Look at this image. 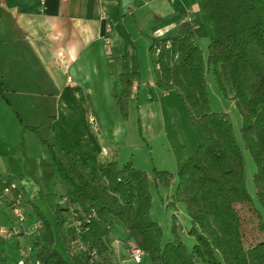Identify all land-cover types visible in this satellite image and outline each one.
Instances as JSON below:
<instances>
[{
  "label": "trees",
  "instance_id": "1",
  "mask_svg": "<svg viewBox=\"0 0 264 264\" xmlns=\"http://www.w3.org/2000/svg\"><path fill=\"white\" fill-rule=\"evenodd\" d=\"M197 5L203 23L210 27L207 58L195 43V31L190 26L180 37L168 39L169 48H165L166 39L154 41L160 47L157 57L153 44L149 47L152 65H160L159 70L154 69L157 85L177 91L196 133L195 153L178 170L175 193L185 204L190 220L188 234L194 238L190 250L178 238L162 242V228L150 217L148 176L130 161L121 166L114 160L100 161L98 175L89 177L79 169L75 155H70L63 157L72 178L67 176L43 126L28 124L24 109L15 101L19 96L12 100L2 92L0 70V96L50 154L51 162L43 163L45 181L51 180L49 168L54 166L69 185L63 204L55 205L53 213L54 231L67 258L55 248L50 225L32 205L45 225L43 240L32 244L41 264H101L90 262L85 252L72 250L78 238L95 249L103 263L109 262V241L114 238L110 234L117 225L126 233L120 239L134 241L145 251L149 264H264V222L245 188L242 151L227 115L210 111L206 84L210 66L219 90L226 95L224 80L232 89L231 99L241 116L243 145L256 168V195L264 208V0H197ZM137 77L132 66L129 73L118 76L121 89L112 88L123 120L127 119L132 82ZM44 95L51 98L52 93L45 91ZM46 111L54 119V109L47 107ZM172 178L168 171L153 173L155 184L160 186H167ZM242 210L256 214L258 238L247 233ZM65 212L71 223L77 221L79 225L66 226Z\"/></svg>",
  "mask_w": 264,
  "mask_h": 264
},
{
  "label": "crops",
  "instance_id": "2",
  "mask_svg": "<svg viewBox=\"0 0 264 264\" xmlns=\"http://www.w3.org/2000/svg\"><path fill=\"white\" fill-rule=\"evenodd\" d=\"M186 15L190 21L183 23ZM106 24L111 31L104 35ZM187 26L195 31L197 45L200 37L209 39L210 27L201 19L197 0H3L0 2L1 90L11 95L12 100L19 96L15 101L24 109V114L28 106L54 108L55 96H60L63 106L74 104L86 108L87 125L90 126L89 113L97 123L94 131L98 133V153L102 155L100 149L104 148L109 149L110 155H116L114 148L118 147L119 136L123 137L120 134L123 124L132 138L130 144L135 143L136 136L141 139L140 125L144 128L142 133L155 141L163 133L165 116L170 119V114L176 111L175 104L180 97L175 89L165 90L157 85L149 47L158 37L156 31L162 32L159 39H172L180 37ZM104 36H108L109 43ZM203 56L205 58V53ZM16 62L25 65L26 79L21 81L20 88L14 87L19 84L14 83L11 76ZM132 66L138 77L132 82L127 120L122 122L111 92L112 88L121 89L118 76L129 73ZM45 91H51V98H45ZM164 101L170 103L165 106L167 112L163 109ZM8 118L15 132L20 135L27 130V134L39 142L14 113ZM6 139L7 134L0 129V166L4 173L0 174V191L8 182L16 183L23 191L29 215L37 216L32 205L40 199L45 181L41 157L45 147L36 143L26 156L23 141L20 151L15 153ZM107 155H102L103 161L110 159ZM185 157H176L174 165L182 164ZM174 196V201H167L169 205L181 202L176 194ZM1 204L5 206L2 196ZM172 218L178 221L175 215ZM1 219L0 225H15L11 215ZM25 229L23 225L18 227L20 231ZM41 236L38 232L32 240L39 242ZM4 257L0 249L2 264ZM124 257L118 255V261L124 259L122 264H134ZM147 260L139 264H149Z\"/></svg>",
  "mask_w": 264,
  "mask_h": 264
},
{
  "label": "rangeland",
  "instance_id": "3",
  "mask_svg": "<svg viewBox=\"0 0 264 264\" xmlns=\"http://www.w3.org/2000/svg\"><path fill=\"white\" fill-rule=\"evenodd\" d=\"M198 43L202 53H205V58H207V46L209 39L206 36L200 37L198 39ZM15 64L16 66L11 71L12 81L19 84L14 85V87L20 88L21 81L24 82L26 79L25 65L23 63H21V65L17 64V62ZM152 67L154 66L152 65ZM206 82L210 111L225 113L228 120L232 124L234 137L243 155L245 188L250 195L254 207L258 210L262 221L264 222V208L259 203L253 181L256 168L252 157L243 145L240 134L241 116L231 99L233 95L232 89L227 80H224L226 95L219 90L210 66H208L206 70ZM54 100L57 105L53 102V109L55 112L53 120L48 116L44 107L34 105V107L28 106L25 108L28 124H41V126H43L42 131L48 134L49 138L54 142L55 155L58 157L59 163L67 176L72 178L68 163L63 160V157H68L70 155H75V157L79 160L78 167L86 176H97L98 173L96 171V166L98 162L103 161L105 157L98 153V133L94 131V126H88L86 123L85 113L87 112V109L74 104H67L66 106H63L60 103V96H55ZM0 101V129L7 134V143L11 146L12 150L17 153L20 151L21 142L23 141L24 153L26 156H29V151L33 149L34 144L36 145V143H38L39 146V142H36L37 140H34L32 136L30 137V134H27L26 132L27 130H24V132L20 135L18 132H15L14 128L10 126L8 118L13 117L12 110L2 102L1 98ZM178 101L179 103L175 104L177 109L170 114V119H167L168 117L165 116V120L167 121L165 122L163 129H161L164 134L162 133L160 138L155 141L148 139L149 136L146 135L145 132L142 133L144 128L142 129V126L140 125L138 133L141 139H137L136 136L135 143L130 144L129 142H133L132 138L129 135L128 129H126V124H123L122 126L124 129L120 132L123 137L119 136L120 141H118V147L114 148L116 155H114V153H112L113 155H110L109 149H107V152H109L107 157L109 156V160H114L118 166L130 161L135 168L146 173L149 180V189L151 194L150 217L152 219H156L157 223L162 228V242L172 241L175 238H178L185 245L186 249L190 250L194 244V238L188 234L190 220L186 212L185 204L181 201L175 202V206H173L169 205L167 202L169 200L174 201L173 197H175L174 195L176 193L177 184L176 174L182 164L189 157L194 155L197 145L196 133L192 123L181 99L179 98ZM166 105H170V103L164 101L163 109L166 110L164 112H167L168 107H165ZM88 115L92 114L89 113ZM121 120L122 122H125L127 119L123 120L121 118ZM166 135L168 136V140ZM42 151V162L50 163V154L45 150V148H43ZM184 155L186 156L184 162L179 165H174V159L176 161V157L181 158ZM84 162L86 169L82 168ZM49 170L52 171V178L49 182L44 181L40 199L34 201V205L38 207L39 211L50 225V231L54 237L55 248L63 257L67 258V255L57 240V236L54 231L53 213L55 205L61 206L63 204L64 193L69 188V185L55 172L54 166L50 167ZM155 170L168 171L173 174V178L167 186L158 185V187L157 184H155L153 179V173ZM2 172V167L0 166V174H4ZM1 177L5 176L2 175ZM1 196H3V189L0 191V197ZM30 201L31 200H29V203ZM23 215L25 220L22 225L27 230H29L28 227L31 225L32 219H39L36 215L31 217L27 209L24 211ZM64 215L68 218L65 224L67 226L68 224H71L68 217L69 214L65 212ZM172 215H175L178 221L172 220ZM241 215L245 222L247 233L258 238L257 236L259 233L256 226L258 219L256 214L249 210H242ZM0 217L4 219H8L10 217L7 202H5V206L2 204L0 205ZM1 221L2 219L0 220V224ZM44 228L45 225L42 224L41 228L38 230V232L42 235V240L44 238ZM112 229L113 235L110 234V238L111 236L121 239L125 238V231L120 226H112ZM33 235L34 234H27L24 241L26 243L32 242V244L34 242L36 243L37 241L32 240ZM0 249H2V254L5 256V262L3 264H15L19 260L20 253L17 248L16 237L4 238L0 235ZM147 258L148 256H144L142 262L147 263Z\"/></svg>",
  "mask_w": 264,
  "mask_h": 264
},
{
  "label": "built area",
  "instance_id": "4",
  "mask_svg": "<svg viewBox=\"0 0 264 264\" xmlns=\"http://www.w3.org/2000/svg\"><path fill=\"white\" fill-rule=\"evenodd\" d=\"M3 0H0L2 2ZM66 1V0H62ZM105 15L102 14V18ZM190 18L189 15H186L185 18H183L182 22L186 23L189 22ZM111 31L110 25L106 24L104 28V35H107ZM156 39L154 41L161 40L159 39V36L162 35V32L156 31ZM106 43L110 42V39L108 36H104ZM154 49V57H157V55L160 52V47L157 46L155 43L152 45ZM170 47V41L168 39L165 40V48ZM177 59V54L173 55V61ZM160 65L159 63H156L154 65V69L159 70ZM88 123L92 126H94V130L97 129L95 119L92 115L88 116ZM102 155L106 156L108 154L106 149H101L100 152ZM5 202H7V207L9 209L11 218L14 220L15 225L14 226H6V225H0V235L4 238L9 237H16L17 240V248L20 253V258L15 264H41L39 259L35 256L34 251L35 248L32 244L26 243L24 241L25 236L28 234H38V230L42 226V222L38 220H34L33 223L28 227L29 230L25 229L23 231L18 230V227L22 226V223L24 222V211L26 210L25 207V199L22 189L18 187V185L14 182H8L4 188H3V196ZM93 216H95V213L92 212ZM79 225L77 221H72L70 226H77ZM32 231V232H31ZM72 250L74 251H80L85 252L88 256V259L90 262H100L101 264H122L124 259L119 262L118 261V255H124L125 259L131 261L134 264H139L142 262L144 256H146L145 251H143L141 248L137 247L134 241L131 239H127L126 241L121 240L120 238H111L109 241V262H102V256H100L95 249L90 248L87 244L83 243L79 238L74 241V245L72 247Z\"/></svg>",
  "mask_w": 264,
  "mask_h": 264
}]
</instances>
